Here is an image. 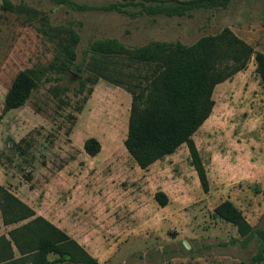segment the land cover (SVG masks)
<instances>
[{
	"label": "rangeland",
	"instance_id": "1",
	"mask_svg": "<svg viewBox=\"0 0 264 264\" xmlns=\"http://www.w3.org/2000/svg\"><path fill=\"white\" fill-rule=\"evenodd\" d=\"M224 28L264 54V0H230L172 18L131 6L81 12L50 0H0L1 179L100 264H251L259 237H240L213 209L228 200L252 228L264 229V88L253 57L215 86L212 112L192 136L207 192L185 145L141 170L123 144L131 96L163 64L132 63L127 52L152 41L187 46ZM102 39L118 41L122 54L104 50ZM24 70L35 71L37 88L2 115ZM89 138L100 144L93 157L83 149ZM157 192L166 195L165 207ZM21 224L1 226L0 237Z\"/></svg>",
	"mask_w": 264,
	"mask_h": 264
},
{
	"label": "trees",
	"instance_id": "2",
	"mask_svg": "<svg viewBox=\"0 0 264 264\" xmlns=\"http://www.w3.org/2000/svg\"><path fill=\"white\" fill-rule=\"evenodd\" d=\"M50 1L81 12H122L129 6L138 7L141 15L167 18L184 17L199 10L225 8L230 2L112 0L102 5H88L73 0ZM71 40L79 42L76 32H72ZM98 44L110 54H122L120 43L114 39H102ZM127 53V59L132 63H163L152 71L155 75L146 86L131 96L123 142L128 155L144 170L185 145L200 188L207 192L206 172L192 136L212 112L215 86L244 70L252 57L255 71L264 88V54L254 53L250 45L236 37L228 28L215 35L203 36L187 46L178 41L170 45L152 41L131 48ZM136 71L133 74H137ZM37 81L35 71H20L4 97L2 115L22 107L37 88ZM83 149L93 157L99 153L100 144L96 139L89 138L84 142ZM154 199L160 207L167 205V197L163 192H157ZM213 213L235 227L240 237H259V249L250 263L261 264L264 260V229L252 228L240 210L228 200L218 204ZM18 223L22 224L11 229L7 234L8 238L0 237V264H62L64 261L72 264H100L68 234L36 215L33 209L0 185V227ZM15 252L18 258L15 257ZM48 255L56 258L50 261Z\"/></svg>",
	"mask_w": 264,
	"mask_h": 264
},
{
	"label": "crops",
	"instance_id": "3",
	"mask_svg": "<svg viewBox=\"0 0 264 264\" xmlns=\"http://www.w3.org/2000/svg\"><path fill=\"white\" fill-rule=\"evenodd\" d=\"M0 185L1 186H4L6 189H8L10 192H12L11 191V189H9L8 187V185H7V183L4 181V179H1V177H0ZM19 200H21L23 203H25V204H27V199H25V197L24 196H21L19 193H14V192H12ZM28 205V204H27ZM29 206V205H28ZM34 210V209H33ZM35 211V210H34ZM41 216V215H40ZM41 217H43V218H45L46 220H48L50 223H52L53 225H55L57 228H59V229H61L62 231H64V228L63 227H60V226H58L57 224H55L54 223V221H51L50 219H47L45 216H41ZM66 234H68L66 231H64ZM69 236H70V234H68ZM71 238H73L72 236H70ZM74 239V238H73ZM85 249V248H84ZM86 250V249H85ZM87 251V250H86ZM88 252V251H87ZM89 253V252H88Z\"/></svg>",
	"mask_w": 264,
	"mask_h": 264
}]
</instances>
